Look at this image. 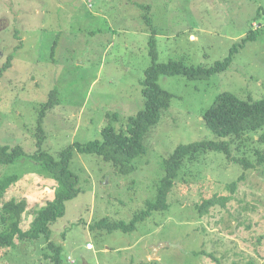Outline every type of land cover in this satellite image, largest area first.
<instances>
[{"label": "rangeland", "instance_id": "374dc122", "mask_svg": "<svg viewBox=\"0 0 264 264\" xmlns=\"http://www.w3.org/2000/svg\"><path fill=\"white\" fill-rule=\"evenodd\" d=\"M146 14L156 32L157 62L209 67L249 31L256 35L209 79L158 77L172 94L170 105L146 133V150L131 160V171L75 151L69 168L78 192L50 225V238L61 244L63 264H264V163L257 164L255 153L264 151V140L218 137L202 119L224 91L264 97V0H0V144L36 152L37 119L52 91L41 150L53 157L72 142L101 139L105 125L125 128L143 107L152 34ZM201 139L230 142L232 156L251 165L243 171L223 152L206 151L184 165L168 210L132 230L91 229L104 217L129 223L155 196L164 160L177 145ZM29 155L0 166V176L16 175L4 199L26 200L24 229L56 187ZM215 196L226 200L197 212V204ZM48 253L44 240L17 243L0 247V264H54Z\"/></svg>", "mask_w": 264, "mask_h": 264}, {"label": "trees", "instance_id": "16d2710c", "mask_svg": "<svg viewBox=\"0 0 264 264\" xmlns=\"http://www.w3.org/2000/svg\"><path fill=\"white\" fill-rule=\"evenodd\" d=\"M148 8V6H145ZM146 25L152 34L149 37V54L151 62L144 71L141 82V93L144 98L143 107L130 116L125 128L116 130L111 125H105L101 130V139L90 140L87 143L72 142L53 157L41 150L44 132L41 127L42 119L52 105L50 98L45 103L37 119L36 147L34 153L26 154L24 149L18 145L0 144V166L12 164L21 160L25 155L32 157L38 164L39 169L50 175L56 183L53 199L46 202L44 206L32 210L33 219L28 228H22L23 213L26 211L25 199H4L6 189L16 179V175L0 176V247L14 248L17 243L34 242L44 240L46 248L50 253L45 254L54 264L62 263V246L51 240L50 225L65 213V202L73 198L77 192L78 178L70 170L69 163L75 151L87 152L101 156L103 160L110 162L112 166L121 171H131L133 165L130 162L136 156L145 152L144 138L149 129L155 125L163 110L168 109L172 94L162 88L158 83L160 75H183L190 80L209 79L213 75L226 70L233 54L246 42L255 39L256 30L249 31L238 44L231 47L229 55L223 60L215 62L212 66L185 65L181 61L170 60L168 62H157V50L155 40V29L152 26L148 14L144 16ZM203 123L215 135L221 138L230 137V140L243 139L244 136L255 135L256 140H264V134L259 133L264 127V97L259 99H243L230 91L218 94L211 105L204 112ZM254 136V137H255ZM206 151H221L228 160L241 163L243 171L251 165L245 158L233 157L230 142L218 139H201L187 144H179L174 151L163 162V174L156 185V193L153 199L145 202V207L136 212L133 219L126 223L122 220L108 221L102 218L91 224L95 227L107 229L132 230L137 222L144 220L155 211H165L171 207L170 191L176 180L181 176L183 167L188 162L199 159ZM257 164L264 163V151L257 148ZM241 173L232 180L228 187L233 190L238 181L243 179ZM226 197H210L203 199L197 204V212L208 210L218 201L223 204ZM149 264V263H146ZM252 264V263H249Z\"/></svg>", "mask_w": 264, "mask_h": 264}, {"label": "water", "instance_id": "95a60500", "mask_svg": "<svg viewBox=\"0 0 264 264\" xmlns=\"http://www.w3.org/2000/svg\"><path fill=\"white\" fill-rule=\"evenodd\" d=\"M156 254L155 253H153V256H155Z\"/></svg>", "mask_w": 264, "mask_h": 264}, {"label": "clouds", "instance_id": "9594fccd", "mask_svg": "<svg viewBox=\"0 0 264 264\" xmlns=\"http://www.w3.org/2000/svg\"><path fill=\"white\" fill-rule=\"evenodd\" d=\"M254 24V23H253ZM164 111V110H163ZM162 113V112H161ZM73 260H71V262H72Z\"/></svg>", "mask_w": 264, "mask_h": 264}]
</instances>
